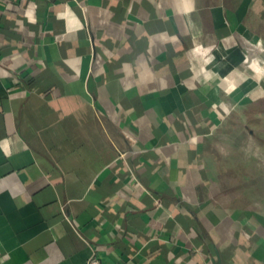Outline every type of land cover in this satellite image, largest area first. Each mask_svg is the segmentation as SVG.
Instances as JSON below:
<instances>
[{
  "label": "crops",
  "instance_id": "crops-1",
  "mask_svg": "<svg viewBox=\"0 0 264 264\" xmlns=\"http://www.w3.org/2000/svg\"><path fill=\"white\" fill-rule=\"evenodd\" d=\"M258 100L264 0H0V264H264Z\"/></svg>",
  "mask_w": 264,
  "mask_h": 264
},
{
  "label": "rangeland",
  "instance_id": "rangeland-1",
  "mask_svg": "<svg viewBox=\"0 0 264 264\" xmlns=\"http://www.w3.org/2000/svg\"><path fill=\"white\" fill-rule=\"evenodd\" d=\"M235 114L242 116L238 115L239 121L229 124L230 130L222 133L223 142L226 141L228 147L223 145V149L220 148V161L227 168H231L225 174H228L231 180H236L237 184H243L240 175L250 174L255 178L256 187L242 190L239 196L251 203L250 206L260 219L264 216V187H259V184L264 185V101L258 100L256 105L246 107L244 112ZM235 116L233 115L232 119ZM230 136L232 137L229 140Z\"/></svg>",
  "mask_w": 264,
  "mask_h": 264
},
{
  "label": "trees",
  "instance_id": "trees-1",
  "mask_svg": "<svg viewBox=\"0 0 264 264\" xmlns=\"http://www.w3.org/2000/svg\"><path fill=\"white\" fill-rule=\"evenodd\" d=\"M228 172V171H227ZM227 175V178H228V174H226ZM240 177L241 178H243V184L242 183H239V184H237V182H236V180L235 181H233V180H231V182H233L234 184H236V187H237V189L239 188L241 191L243 190V191H245L247 188H249L250 187V185H251V187H256L255 185H256V182H254L255 181V178L253 179V178H250V179H245L244 178V176L243 175H240ZM240 178V179H241ZM258 181V180H257ZM259 187H264V185H262V184H259ZM231 191V190H230ZM242 191V192H243ZM242 204L244 205V206H246V205H248V203L246 202H242Z\"/></svg>",
  "mask_w": 264,
  "mask_h": 264
},
{
  "label": "built area",
  "instance_id": "built-area-1",
  "mask_svg": "<svg viewBox=\"0 0 264 264\" xmlns=\"http://www.w3.org/2000/svg\"><path fill=\"white\" fill-rule=\"evenodd\" d=\"M86 264H102V258L100 257V255H98V253L95 252L94 249H92L87 258Z\"/></svg>",
  "mask_w": 264,
  "mask_h": 264
}]
</instances>
